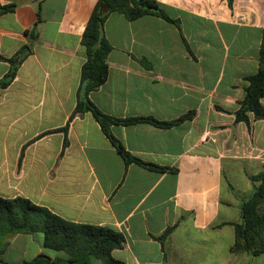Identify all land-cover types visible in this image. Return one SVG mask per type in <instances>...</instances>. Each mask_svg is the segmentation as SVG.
I'll return each mask as SVG.
<instances>
[{"label": "crops", "instance_id": "crops-1", "mask_svg": "<svg viewBox=\"0 0 264 264\" xmlns=\"http://www.w3.org/2000/svg\"><path fill=\"white\" fill-rule=\"evenodd\" d=\"M157 1L169 19L106 15L107 73L88 97L118 117L170 120L191 110L164 126L109 125L130 154L163 170L124 161L90 111L69 118L95 0H0L14 4L0 13V55L29 48L0 88V196L120 231L110 254L123 264H264V252L230 248L239 200L264 163V117L234 118L257 69L264 0ZM8 67L0 58V75ZM41 240L38 231L10 233L0 264L63 255Z\"/></svg>", "mask_w": 264, "mask_h": 264}, {"label": "trees", "instance_id": "trees-1", "mask_svg": "<svg viewBox=\"0 0 264 264\" xmlns=\"http://www.w3.org/2000/svg\"><path fill=\"white\" fill-rule=\"evenodd\" d=\"M226 1L230 5L231 0ZM13 5L0 3V13L12 10ZM110 11L121 12L128 19L143 13H154L169 19L157 0H95L80 35L85 57L80 65L76 102L69 118L75 113L90 111L124 161H135L151 169L163 170L167 167L130 154L110 132L109 125L146 120L164 126L189 117L191 110L170 120H158L149 115L118 117L102 112L88 97V91L96 88L107 73L106 55L110 44L103 33V21ZM28 51L27 46H21L11 56L0 55L1 59L9 62L8 69L0 75V88L10 82L17 65ZM246 79L243 96L234 110L235 120L247 121V111H251L255 118L264 117V106L259 101L264 96V27L260 33L257 69ZM250 179L251 190L238 203L239 218L232 221L234 237L230 248L258 254L264 252V163L260 170L250 175ZM168 229L165 228L162 234ZM17 231H38L42 234L43 246L63 252V255L56 256L38 253L27 260L28 264H91V258L98 259L101 264H123L122 260L110 254V250L122 242L120 231L106 225L65 219L24 196H0V251L6 244V237Z\"/></svg>", "mask_w": 264, "mask_h": 264}]
</instances>
